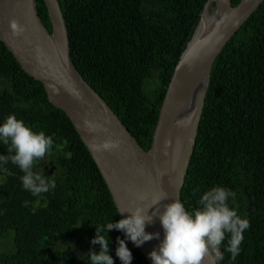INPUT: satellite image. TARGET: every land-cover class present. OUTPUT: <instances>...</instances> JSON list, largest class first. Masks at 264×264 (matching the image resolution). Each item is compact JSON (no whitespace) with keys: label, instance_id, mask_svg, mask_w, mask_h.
Masks as SVG:
<instances>
[{"label":"trees","instance_id":"1","mask_svg":"<svg viewBox=\"0 0 264 264\" xmlns=\"http://www.w3.org/2000/svg\"><path fill=\"white\" fill-rule=\"evenodd\" d=\"M207 1L59 0L75 66L146 150L174 69ZM38 7L51 30L45 1L38 0ZM12 113L53 136V151L36 170L55 179L56 189L33 196L23 189L16 165L0 169V263L86 264L94 224L121 216L71 119L0 38V122ZM0 153L7 154V145H0ZM216 185L237 193L239 214L251 223L240 255L233 259L224 252L219 264H264V2L213 65L182 190L186 209L197 207L199 195ZM109 236L115 264H122L116 248L124 233L113 229ZM128 247L132 264H148L133 242Z\"/></svg>","mask_w":264,"mask_h":264},{"label":"water","instance_id":"2","mask_svg":"<svg viewBox=\"0 0 264 264\" xmlns=\"http://www.w3.org/2000/svg\"><path fill=\"white\" fill-rule=\"evenodd\" d=\"M51 30L41 18L38 0H0V38L30 76L41 81L50 102L66 112L98 165L117 209L136 204L147 209L165 197L149 214L182 190L195 153L198 129L213 65L227 42L264 0H208L198 26L182 53L163 100L152 146L146 150L113 108L85 79L71 56L68 26L59 0H44ZM211 9V12H209ZM212 15L210 21L206 13ZM23 27L16 35L11 23ZM140 197H143L141 200ZM135 201V204L133 203ZM129 213L120 214L121 218ZM146 231L160 233L139 248L149 253L163 239L157 216ZM204 264H219L209 252Z\"/></svg>","mask_w":264,"mask_h":264},{"label":"clouds","instance_id":"3","mask_svg":"<svg viewBox=\"0 0 264 264\" xmlns=\"http://www.w3.org/2000/svg\"><path fill=\"white\" fill-rule=\"evenodd\" d=\"M11 28L16 35L24 30L15 20L12 21ZM186 48L187 46L184 51ZM0 145H7V154L0 153V169L9 162L16 165L23 173L20 179L24 190L33 196H40L56 189L55 179L36 170L38 162L45 161L46 156L51 155L53 136L44 131H35L12 113L0 122ZM198 194V189L193 191L194 196ZM236 196L237 193L232 189L216 185L199 195L198 206L191 210L186 209L180 199H174L164 204L162 212L156 207L150 215L148 209L158 206L165 197L154 199L147 209L143 204H136L127 211L118 209L117 214L127 212L129 215L118 221L112 219L106 224H94L96 232L91 239L92 248L87 253L86 264H115L109 236L113 229L124 233V238L117 237L116 256L122 264H132L134 257L128 241L139 248L146 241L159 238L160 233L146 231L147 225L153 223L157 216L163 227V239L149 253L153 264H204L209 252L214 254L218 262L224 259V252L230 253L235 259L241 253L244 233L251 227L250 220L239 214L238 205H235ZM97 245L100 246L98 251ZM139 250L142 253L140 248Z\"/></svg>","mask_w":264,"mask_h":264},{"label":"bare ground","instance_id":"4","mask_svg":"<svg viewBox=\"0 0 264 264\" xmlns=\"http://www.w3.org/2000/svg\"><path fill=\"white\" fill-rule=\"evenodd\" d=\"M209 12H211V9H209ZM209 12L206 13V18H207L208 21H210V19L212 17V15L209 14Z\"/></svg>","mask_w":264,"mask_h":264},{"label":"rangeland","instance_id":"5","mask_svg":"<svg viewBox=\"0 0 264 264\" xmlns=\"http://www.w3.org/2000/svg\"><path fill=\"white\" fill-rule=\"evenodd\" d=\"M0 238H2V237H0ZM3 238H6V237H3ZM0 247H2L1 244H0ZM0 264H1V263H0Z\"/></svg>","mask_w":264,"mask_h":264}]
</instances>
